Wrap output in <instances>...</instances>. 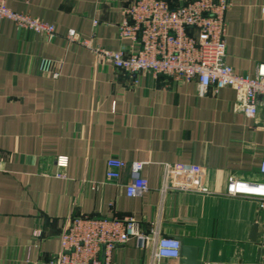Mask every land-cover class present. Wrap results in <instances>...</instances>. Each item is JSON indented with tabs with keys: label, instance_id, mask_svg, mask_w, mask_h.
<instances>
[{
	"label": "crops",
	"instance_id": "crops-1",
	"mask_svg": "<svg viewBox=\"0 0 264 264\" xmlns=\"http://www.w3.org/2000/svg\"><path fill=\"white\" fill-rule=\"evenodd\" d=\"M132 1L8 0L57 33L47 40L0 18V264H48L63 230L83 215L132 216L146 232L197 247L203 264H264V232L251 239L257 200L227 194L234 176L264 178V110L253 118L239 111L232 87L201 96L195 80L150 71L134 82L66 40L74 30L95 48L136 50L119 33ZM226 18L227 63L254 75L264 63V0H233ZM41 57L62 61L59 77L39 71ZM112 157L126 162L117 180L107 178ZM136 161L144 162L149 189L131 197ZM114 261L153 264V250L131 239L115 249Z\"/></svg>",
	"mask_w": 264,
	"mask_h": 264
},
{
	"label": "built area",
	"instance_id": "built-area-1",
	"mask_svg": "<svg viewBox=\"0 0 264 264\" xmlns=\"http://www.w3.org/2000/svg\"><path fill=\"white\" fill-rule=\"evenodd\" d=\"M233 0H188L171 6L167 0H133L123 8L119 24L121 38L138 45L134 51L95 48L91 39H82L71 30L66 40L90 48L99 60L112 64L134 78L146 71L175 81H196L199 95L219 93L226 87L236 91V108L249 117L264 110V63L257 66L254 75L240 74L227 63V12ZM0 18L15 22L20 28L55 38L54 24L27 13L15 12L8 0H0ZM61 60L41 57V73L60 76ZM264 129V125H263ZM264 152V147H263ZM67 161L60 159L59 165ZM126 162L112 157L108 160L107 178L117 180ZM144 162L131 164V181L126 186L128 196L144 194L149 189L143 175ZM264 176V158L260 165ZM203 191H207L204 189ZM230 196L251 197L257 200L259 228L264 232V178L257 181L232 177L227 186ZM42 235L40 230L34 232ZM131 239L140 249L153 250V264L163 258H180L181 241L173 236H157L154 228L146 232L139 220L127 217L76 216L60 236V251L48 264H116L114 251ZM207 264H225L209 262Z\"/></svg>",
	"mask_w": 264,
	"mask_h": 264
},
{
	"label": "water",
	"instance_id": "water-1",
	"mask_svg": "<svg viewBox=\"0 0 264 264\" xmlns=\"http://www.w3.org/2000/svg\"><path fill=\"white\" fill-rule=\"evenodd\" d=\"M259 232V224L255 223L252 227L251 239L256 240ZM181 262L183 264H203L199 259L198 248L183 244L181 247Z\"/></svg>",
	"mask_w": 264,
	"mask_h": 264
}]
</instances>
